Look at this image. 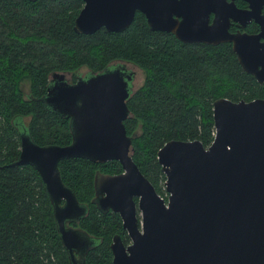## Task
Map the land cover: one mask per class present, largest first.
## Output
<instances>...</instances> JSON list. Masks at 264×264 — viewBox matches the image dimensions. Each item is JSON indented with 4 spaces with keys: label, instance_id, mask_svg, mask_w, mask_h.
Instances as JSON below:
<instances>
[{
    "label": "water",
    "instance_id": "obj_1",
    "mask_svg": "<svg viewBox=\"0 0 264 264\" xmlns=\"http://www.w3.org/2000/svg\"><path fill=\"white\" fill-rule=\"evenodd\" d=\"M82 2L74 17L77 31L122 30L137 7L150 29L169 31L182 42H231L242 69L264 84V39H259L264 15L256 12L264 0H248V16L259 23L258 33L224 30L218 37L212 34L216 20L194 32L187 29L183 12L176 11L186 0ZM126 69L118 61L72 81L64 71H52L41 99L68 118L70 141L37 144L25 129L19 132V151L11 164H29L38 173L68 264H84L93 245V238L73 225L86 205L59 174L58 161L69 157L120 164L116 173L93 172L90 199L99 211L118 213L128 236L126 243L118 234L111 236L112 264H264V98H215L214 133L207 145L198 139L162 143L156 157L164 174L163 198L131 158L133 133H126L123 119L133 71Z\"/></svg>",
    "mask_w": 264,
    "mask_h": 264
},
{
    "label": "trees",
    "instance_id": "obj_2",
    "mask_svg": "<svg viewBox=\"0 0 264 264\" xmlns=\"http://www.w3.org/2000/svg\"><path fill=\"white\" fill-rule=\"evenodd\" d=\"M82 4L0 0V264H68L38 173L29 164H11L21 129L37 144L70 141L68 118L41 99L52 71L69 72L72 81L81 66L91 73L119 60L141 69L142 81L126 99L123 124L133 133L132 160L163 198L164 174L156 157L162 143L198 139L207 145L215 98H264V84L241 68L229 43L182 42L149 29L140 13L122 30L82 33L73 28ZM57 166L63 183L87 208L76 222L93 238L84 264H112L111 236L126 242L127 234L118 213L101 212L90 199L93 172H119V162L69 157Z\"/></svg>",
    "mask_w": 264,
    "mask_h": 264
},
{
    "label": "flooded vegetation",
    "instance_id": "obj_3",
    "mask_svg": "<svg viewBox=\"0 0 264 264\" xmlns=\"http://www.w3.org/2000/svg\"><path fill=\"white\" fill-rule=\"evenodd\" d=\"M250 9L251 8L249 6L248 0H217L215 2H213L212 0H192V1H190V3H188V0H186V6L184 8H181V7H179V5H176V11L180 12V13L183 12L181 14H183L186 21L188 22L187 29L189 31L194 32V31L198 30L201 26L204 25V22L207 25L214 24L215 23L214 21L216 20V25L212 31V34H215L214 36H216V37L221 36L222 32L224 30H226V32L229 34H236V35L258 33L259 29H260L259 23L254 19L253 15L248 16L250 14V12H247V10H250ZM256 12H257L258 16H259V14L264 15V3H261L259 8L256 9ZM136 13H140L142 15V17L144 18V21L146 22V17H145L144 11H142L136 7L133 11V16ZM133 16H132V18H133ZM172 17H175L176 19L181 18V16L176 15V14H172ZM132 18H131V20H132ZM166 32H169V31H166ZM169 33H171V32H169ZM259 39L260 40L264 39V36L260 35ZM197 42H203V41H197ZM219 42H227L230 44V47H231V42H229V41H219ZM205 43H207V42H205ZM216 43H218V42H216ZM216 43L210 42L208 44H216ZM235 57H236V55H235ZM116 62H118V61H115L114 63H116ZM126 70H128V69H126ZM253 78L255 79L254 76H253ZM132 79H133V77H132ZM257 83H259V82L257 81ZM130 84H131V82H130ZM259 84H263V83H259ZM130 88H131V85H130ZM258 98H261V97H258ZM165 197H166V195H165ZM134 199L136 200V197ZM73 225H77L76 222H74ZM128 240L126 242H128ZM126 242L123 241V243H126Z\"/></svg>",
    "mask_w": 264,
    "mask_h": 264
},
{
    "label": "rangeland",
    "instance_id": "obj_4",
    "mask_svg": "<svg viewBox=\"0 0 264 264\" xmlns=\"http://www.w3.org/2000/svg\"><path fill=\"white\" fill-rule=\"evenodd\" d=\"M119 61V60H117ZM115 61H112L110 63H114ZM123 62L125 67L127 69H131L133 71V79L131 81V88L132 90H134L142 81V71L141 69L136 66L135 64L131 63V62H127V61H120ZM87 72V68L84 66L79 67L77 70H75V75H83ZM65 78L67 81L71 80L70 79V73L69 72H65ZM23 87L25 88V84L23 85ZM163 189V195H166V192L164 191V188L162 186Z\"/></svg>",
    "mask_w": 264,
    "mask_h": 264
}]
</instances>
